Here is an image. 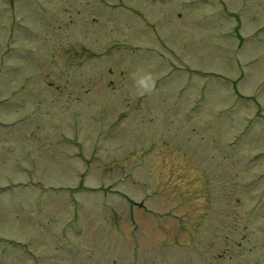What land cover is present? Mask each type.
Masks as SVG:
<instances>
[{"label":"rangeland","instance_id":"374dc122","mask_svg":"<svg viewBox=\"0 0 264 264\" xmlns=\"http://www.w3.org/2000/svg\"><path fill=\"white\" fill-rule=\"evenodd\" d=\"M0 264H264V0H0Z\"/></svg>","mask_w":264,"mask_h":264},{"label":"clouds","instance_id":"9594fccd","mask_svg":"<svg viewBox=\"0 0 264 264\" xmlns=\"http://www.w3.org/2000/svg\"><path fill=\"white\" fill-rule=\"evenodd\" d=\"M136 86L141 94H151L155 91V80L150 73H145L136 80Z\"/></svg>","mask_w":264,"mask_h":264}]
</instances>
